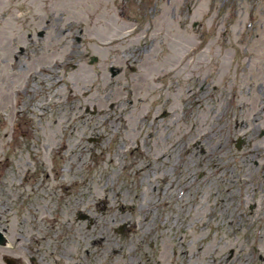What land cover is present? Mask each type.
Returning a JSON list of instances; mask_svg holds the SVG:
<instances>
[{
  "label": "rangeland",
  "instance_id": "obj_1",
  "mask_svg": "<svg viewBox=\"0 0 264 264\" xmlns=\"http://www.w3.org/2000/svg\"><path fill=\"white\" fill-rule=\"evenodd\" d=\"M259 131L264 0H0V264H264Z\"/></svg>",
  "mask_w": 264,
  "mask_h": 264
},
{
  "label": "bare ground",
  "instance_id": "obj_2",
  "mask_svg": "<svg viewBox=\"0 0 264 264\" xmlns=\"http://www.w3.org/2000/svg\"><path fill=\"white\" fill-rule=\"evenodd\" d=\"M102 202H103L104 207H105V210H106V209L108 208V207H107V205H108V197L105 196V197L103 198ZM119 207H120L121 210H122V209H126V207H125L122 203L119 204ZM143 209H144V208H143ZM139 210L141 211L142 209L140 208ZM134 227H135V225H134V224H131V229L134 228ZM103 241H104V238L100 236L98 239L95 240V243H96L97 245H102V244H103ZM156 264H161V263L156 262ZM162 264H163V263H162Z\"/></svg>",
  "mask_w": 264,
  "mask_h": 264
},
{
  "label": "water",
  "instance_id": "obj_3",
  "mask_svg": "<svg viewBox=\"0 0 264 264\" xmlns=\"http://www.w3.org/2000/svg\"><path fill=\"white\" fill-rule=\"evenodd\" d=\"M5 242L4 237L0 234V245H3Z\"/></svg>",
  "mask_w": 264,
  "mask_h": 264
},
{
  "label": "flooded vegetation",
  "instance_id": "obj_4",
  "mask_svg": "<svg viewBox=\"0 0 264 264\" xmlns=\"http://www.w3.org/2000/svg\"><path fill=\"white\" fill-rule=\"evenodd\" d=\"M28 35H29V34H28ZM28 35H27V36H28ZM41 36H42V35H41ZM41 36H38V37H40V38H41ZM30 37H31V36H29V38H30Z\"/></svg>",
  "mask_w": 264,
  "mask_h": 264
}]
</instances>
